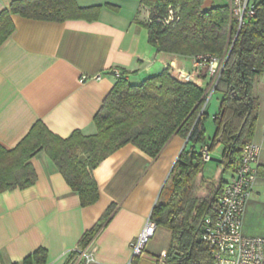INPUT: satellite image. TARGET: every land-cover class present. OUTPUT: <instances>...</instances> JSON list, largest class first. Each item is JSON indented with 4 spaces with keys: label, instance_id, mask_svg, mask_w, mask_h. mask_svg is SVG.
<instances>
[{
    "label": "crops",
    "instance_id": "crops-1",
    "mask_svg": "<svg viewBox=\"0 0 264 264\" xmlns=\"http://www.w3.org/2000/svg\"><path fill=\"white\" fill-rule=\"evenodd\" d=\"M10 2L0 0V12ZM75 3L81 8L102 6ZM216 5H224V0L205 1L206 8ZM11 20L14 31L0 46V147L6 150L13 149L38 122L63 139L74 131L93 134L92 120L115 83L114 70L133 85L166 69L171 75L194 73L204 90L211 83L207 67L195 68L193 58L157 53L137 18L120 10L102 8L91 22L54 23L18 16ZM262 118L261 151L264 113ZM185 144L173 136L155 158L131 145L117 150L92 171L99 199L88 207H81L78 195L48 156L36 152L29 160L37 177L34 185L0 194V264H20L38 249L46 251V264H69L73 250L82 247L83 235L109 209L93 239L95 259L99 264H126ZM262 192L264 177L258 176L243 209L245 237L264 238L256 226L264 215ZM149 243L146 255H164L169 233L161 249L149 248Z\"/></svg>",
    "mask_w": 264,
    "mask_h": 264
},
{
    "label": "trees",
    "instance_id": "trees-1",
    "mask_svg": "<svg viewBox=\"0 0 264 264\" xmlns=\"http://www.w3.org/2000/svg\"><path fill=\"white\" fill-rule=\"evenodd\" d=\"M205 1L139 0L149 17L137 24L146 29L148 43L157 53L193 59L226 56L213 92L219 95V107L212 118L211 138L205 135L208 116L202 111L203 88L176 80L168 69L138 85L120 74L92 120L93 134L74 131L63 139L38 122L13 149L0 147V194L34 185L37 177L29 160L42 151L78 195L81 207H88L99 199L92 171L107 157L131 145L155 158L173 136H179L186 144L149 218L156 229L169 233L167 249L163 257L145 254L146 258L135 257L131 264H161L162 260L164 264H213L212 250L200 235L204 219L226 185L223 175L238 164L242 147L254 137L259 104L252 90L255 77L264 74V0L254 2V15L240 27L231 20L226 5L206 8ZM102 8L118 12L110 5L81 8L75 0H11L0 12V46L14 31L12 16L91 22ZM169 8L177 12L179 21L164 27ZM204 147L209 154L220 150L221 160L213 162L223 165L218 178L205 175V164L211 161L202 159ZM81 156L86 159L81 161ZM258 176L264 177V167L258 166ZM110 212L83 235L82 247L94 239ZM46 258V251L38 249L20 264H46Z\"/></svg>",
    "mask_w": 264,
    "mask_h": 264
},
{
    "label": "built area",
    "instance_id": "built-area-1",
    "mask_svg": "<svg viewBox=\"0 0 264 264\" xmlns=\"http://www.w3.org/2000/svg\"><path fill=\"white\" fill-rule=\"evenodd\" d=\"M253 4L252 0H224L231 20L236 22L238 27L242 25L245 18L254 15ZM178 21L177 12L169 8L162 24L164 27H169L174 26ZM225 60V55L221 59L206 57L193 59L195 68L206 66L211 76V83L204 93L206 99L202 111L214 92ZM113 74L115 77L120 76L117 70H114ZM172 76L180 82L199 85L194 73L177 71ZM201 155L205 162L210 160L206 147L202 149ZM260 155L261 146L257 143L250 142L242 147L238 164L229 172L221 195L211 206V215L204 219L200 239L211 248L213 264H264V238L245 237L241 231L243 209L254 191ZM155 231V224L148 219L131 246V258L126 264H131L135 257L146 258L145 247L153 238ZM95 252L96 247L92 240L86 246L73 250L69 264H99L95 259ZM161 264H164V260Z\"/></svg>",
    "mask_w": 264,
    "mask_h": 264
},
{
    "label": "rangeland",
    "instance_id": "rangeland-1",
    "mask_svg": "<svg viewBox=\"0 0 264 264\" xmlns=\"http://www.w3.org/2000/svg\"><path fill=\"white\" fill-rule=\"evenodd\" d=\"M77 3L83 4V5H90V4H100L103 7H106V5L115 6L118 8V11L122 12L124 16H130L132 18L136 17L137 21L140 22H146L149 17L148 9H146L139 0H76ZM208 1V0H207ZM215 2H219L221 0H212ZM253 2H258L260 0H252ZM108 9V8H106ZM110 10V9H108ZM206 73L209 77L210 71L208 68H205ZM253 97L255 98L256 103L259 104V110H258V117L256 120V128L254 133V143H257L260 145V139H262V133L259 131V126L262 123V114L264 113V74H260L255 77V80L253 82V90H252ZM219 95L217 93H213L210 98L207 100V104L205 107V110L208 111L209 117L205 121V128H206V136L208 138H211L214 133V125L212 122V116L218 111L219 107V101H218ZM94 130V129H93ZM261 159L264 160V138L262 141V151H261ZM210 158L216 159L217 161L221 160L220 150H215L214 152H211ZM223 169V165L215 164L213 162H208L205 164V175L211 178H218L220 172ZM223 177L226 179L229 177V172H226ZM204 183L203 187L205 186ZM262 198L264 199V192H262ZM254 211V210H253ZM256 210L254 211L255 214ZM254 222H256V219H254ZM260 225H256L260 232H264V215L260 216V221L256 222ZM168 241V232L164 229H156V232L153 236V239L150 240V243L148 244V247L151 248L152 246H158L157 248L162 247L163 244L167 243Z\"/></svg>",
    "mask_w": 264,
    "mask_h": 264
},
{
    "label": "water",
    "instance_id": "water-1",
    "mask_svg": "<svg viewBox=\"0 0 264 264\" xmlns=\"http://www.w3.org/2000/svg\"><path fill=\"white\" fill-rule=\"evenodd\" d=\"M210 161H211V162H215V161H216V162H219V161H217V160H213V159H210Z\"/></svg>",
    "mask_w": 264,
    "mask_h": 264
}]
</instances>
